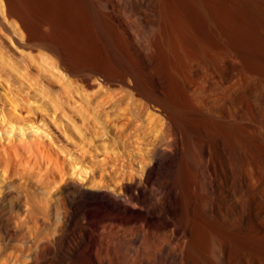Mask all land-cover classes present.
I'll return each instance as SVG.
<instances>
[{
  "label": "bare ground",
  "instance_id": "bare-ground-1",
  "mask_svg": "<svg viewBox=\"0 0 264 264\" xmlns=\"http://www.w3.org/2000/svg\"><path fill=\"white\" fill-rule=\"evenodd\" d=\"M5 1L8 17L19 22L12 28L24 29V46L43 47L57 56L48 54L56 60L41 61L45 69L53 70L61 62L71 73L80 74L81 78H77L86 83L99 75L107 84L127 87L123 93L118 90L119 95L107 94V99L103 90L98 93L99 89H95L94 94L109 101L108 104L103 100L105 107H118L112 122L120 124L121 147L38 145L35 149L39 158L34 163L27 160L25 171H19L9 164L8 147L1 145L5 154L0 148V167L3 163L2 177L5 174L8 181L3 182L7 203L0 197V235L7 244L4 254L1 252L0 264H234L233 253H237L234 257L238 264H261L249 254L248 244L250 221L264 212L262 208L253 212L252 200L259 190L256 161L243 156L233 163L224 148L217 154L209 140L207 145H200L196 136L186 133L185 118L181 116L183 104L187 101L204 107L205 93L203 83L171 60L162 0H127L132 11L139 13L136 15L140 20L137 22L135 14L133 18L130 16L127 46L123 45L125 50L121 52L126 61L119 65L110 57L108 61L100 58L78 61V57H73L74 48L73 56L69 53L62 36L75 23L73 18L79 16H73L72 9L76 6L74 3V8L71 7L73 0H38L46 4L39 2L46 10L37 12V25L27 5L37 0ZM138 5L148 11H138ZM77 12L83 15L80 10ZM119 15L113 14L112 20L117 32L120 25L127 24ZM121 32H113L118 39L109 36L117 40L111 42L118 45ZM137 33L142 36L143 48ZM175 94L177 97H173ZM21 99L0 94V129L8 135H21L16 145H28L29 142L22 141L25 135L43 138L50 131L45 113L37 109L39 106L34 108ZM83 104L84 101L81 108L85 104L90 107V103ZM151 107L163 115L151 114ZM84 109L83 114L90 113L88 108ZM10 141L8 146L14 144ZM191 152L195 159L200 155L204 159L200 167L189 159ZM21 176L28 179L27 183L35 178V188L24 187ZM17 206L22 207V213H15ZM257 226L258 234L264 233L263 225Z\"/></svg>",
  "mask_w": 264,
  "mask_h": 264
},
{
  "label": "rangeland",
  "instance_id": "rangeland-1",
  "mask_svg": "<svg viewBox=\"0 0 264 264\" xmlns=\"http://www.w3.org/2000/svg\"><path fill=\"white\" fill-rule=\"evenodd\" d=\"M81 1L83 3H81ZM114 1L115 0H80V2H77L73 0L71 1L72 3L70 2L72 8L76 5L75 9L77 10L72 9L75 13H73L74 17L76 15L78 16V14L80 16V13H76V11L80 10V12H82V7H85L83 10L84 13L89 10L87 12L89 15L82 12L84 16L87 15L83 17L81 14L80 20H76L79 16L76 18L72 17L75 23L70 26L71 29L73 28L74 30L77 26L78 28H76V30L79 29L77 31H81V33L79 32L78 35V32H75L76 30L70 31L71 29H67L73 32L74 35L71 33L72 36L70 38L71 34H69L67 30H64L65 37V34L68 33L69 37H66L68 40H66L64 36H62L63 39L61 38L65 40L66 43H69V46L65 43V47L70 51L69 53H71L74 48V53L72 51L74 56L72 53L71 55L76 58L78 57V61H85L89 58H100L108 61V57L117 65L122 63L121 61H126L123 58L124 55L122 51H124L127 46L125 45L128 36L127 27H129V25L131 27V23L129 22L134 17V14L135 18H137L139 13L132 11L127 0ZM230 1L162 0V7L167 22L168 32H166L170 35V37L168 36V40H170L168 42V48L169 50L171 49V60L185 69L189 76H194L198 81L203 83L205 93L204 104L206 103V105L204 107H196L190 102H184L183 108L181 109V116L183 115V119L185 118V122L183 121L185 131L188 135L196 136L200 145H207L210 141L211 146L217 151V154L224 148L233 163L237 162V160L243 156H246L248 160L256 161L258 168L257 179L259 183V190L257 193L259 194L256 193L252 200V204L254 203L253 212L255 213L257 211L259 212L261 208L264 211V0ZM34 2L35 1H30L27 5L29 4L28 6L31 12L30 10H28V12L30 16L32 14L34 15H32V18L34 19V24L37 25V15L46 10V4L38 0ZM37 2L38 4L36 6ZM39 2L45 5H40ZM81 4L83 6L79 9ZM4 5H6V1L4 2V0H1L0 94H5L8 98L10 96L13 98L18 97V99L24 98L25 100L23 99V101L26 103L30 102L34 108L39 106L37 109L41 114L45 113L44 116L46 117L49 126L48 129L50 131V135H43V138L37 135L38 137L36 136L35 139H32L31 134L25 135L22 141L29 142L30 146L29 144L16 145L21 135L18 133L16 135L13 133H11L12 135H8L5 131L0 129V134L4 132L2 134L3 138H0V148L3 152L2 155H4V148L2 149L3 146L1 145L4 144L8 147L7 149L10 151L9 155L11 158L8 157L9 164L20 169L19 171H25L24 165L27 164V160H31L30 163H34L36 159L39 158V154L35 149V146L38 145L51 146L53 148L61 145H84L86 147L97 148L104 144H108L121 147L120 133L118 130V125L120 124H113V119L115 118L113 114L119 109L116 106H109L112 109L109 108L108 105L105 107L104 102H109L105 100V98L111 96L110 93L117 94L120 90L121 93H123L122 90H125L127 86L124 84H107L99 75H93L94 78L91 77V83H86L82 79L80 80V74L77 76V73H71L61 62L59 63V60V67L56 65V67L53 68V70L55 69L54 71L45 69L46 65L41 61H51L52 58H57V56L43 47L34 46L33 48H29L30 46H24V29L22 30V27L20 28L19 25H17L19 27L12 28V26L17 23L19 24V22L10 20L12 18L8 17L7 7ZM77 5L80 6L78 7ZM1 6L6 8L5 11L7 15L4 13V7L2 8ZM137 8L138 11H145L146 9V11H148V8H141L139 5ZM116 12L118 15L120 14V17H123V20L126 19L125 22L127 23L124 27L120 25L121 28H119L120 31L118 32L112 24L114 21L113 14L115 15ZM7 20L13 23L11 24ZM81 20L85 26L81 24ZM139 20L140 19L137 18V22H139ZM113 28L114 30L116 29L115 31L118 34L122 31L121 36L124 39L120 36L121 41L120 43L118 41V45L114 43V41L117 42V40L110 38H115L117 36H115L117 33ZM35 29L38 31V28ZM11 30L13 32H11ZM102 33L107 36H104ZM81 34L83 38L80 37L81 39L79 40ZM137 37L140 47L143 48V46H141V44H143L142 36L137 33ZM21 40L24 41V44ZM111 40L114 41L111 42ZM121 43L122 46H119ZM111 45L116 48V51ZM45 50H47L46 52L48 53H44ZM110 52H112V54ZM48 54L54 57H49ZM78 55H80L83 60L79 58L80 56ZM46 56L48 58L45 59ZM76 58L75 60L77 61ZM42 64L45 65V67H43ZM77 77L80 78L78 79ZM107 85H109V87ZM68 86L71 87L69 88ZM72 88L73 90L71 91ZM95 89L96 91L99 89L98 93H100V90L105 91L104 97L109 94V96L107 95L105 98H102L101 91L100 96L104 102L97 97L98 94L94 96V94H96ZM111 89L112 91H110ZM114 89L116 91H114ZM87 93L88 95L91 93L90 95L97 101L98 106L92 99L93 97L91 98L90 95L85 96ZM117 95H119V93ZM136 96H139V99L142 98L140 95ZM174 96L177 97L176 94L173 95V97ZM88 97H90V99ZM98 98L102 104L98 103ZM82 100L84 104L85 102L90 103V107L88 106L89 104H85L86 106L81 108L83 103ZM99 105H102L104 108L102 109V106L100 107ZM0 107L2 108L1 104ZM7 107H9V105H7ZM85 107L89 109L88 111L90 113H87V111L86 114L82 113L83 111L85 113V110H87L84 109ZM94 107H96L95 110ZM90 108L93 112H96L98 108L97 111H100V114L103 115H99L97 112L95 114L92 113ZM150 109V111H153L151 112V114L154 113L153 115H163L156 107H151ZM101 111L104 113H101ZM106 121L108 123H106ZM10 140L15 146H13L14 144L8 146ZM11 152L13 154H11ZM191 153L188 156L189 159L195 160V163L200 167L204 159L200 155L196 158L198 159V161H196L194 154ZM12 155L14 157H12ZM2 166L3 163L0 167V197L5 198L6 183L3 182H7L8 178L5 174L2 177L4 172V169H1ZM4 177L7 178V181ZM22 177L24 180V176H21V181ZM1 178H3L4 181ZM34 179L32 182L29 180L28 183V179H26L22 184L24 187L35 188L33 185L35 182ZM29 183H32V186ZM3 202L7 203L6 198L3 199ZM261 205L263 206L261 207ZM16 212L19 214L22 213V207L17 206L15 208V213ZM252 219L253 220L250 221L248 233L249 254H253L261 264H264V233L261 232L258 234V231H256L257 225H263L264 228V212ZM0 232H2L1 225ZM4 240L5 239L0 235V247L5 246L3 248L1 247L2 250L0 251V255L1 252L4 254L3 251H6L5 248H7L6 240ZM2 243H4V245ZM233 254L237 256V253ZM234 256L232 255L233 262L234 264H238L237 258Z\"/></svg>",
  "mask_w": 264,
  "mask_h": 264
}]
</instances>
